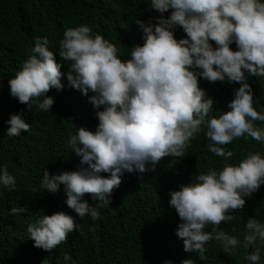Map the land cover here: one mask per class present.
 <instances>
[{"label": "clouds", "instance_id": "clouds-1", "mask_svg": "<svg viewBox=\"0 0 264 264\" xmlns=\"http://www.w3.org/2000/svg\"><path fill=\"white\" fill-rule=\"evenodd\" d=\"M150 7L160 14L153 18L157 23L136 20L144 43L131 48L130 59L122 60L116 44L81 24L67 27L59 41V57L71 61L70 70L61 71L63 64L50 50L48 37L37 36L32 55L8 81L10 95L29 111L34 105L39 111L51 110L54 99L48 93L65 87L63 76L82 95L94 93L88 99L98 118L95 130L82 126L69 133L68 145L80 157L78 170L51 175L45 170L40 186L55 194L63 185L66 205L80 218H96L99 209L111 204V194L126 172L154 171L164 157L183 158L203 131L210 141L208 150L225 163L169 193V204L182 221L176 235L184 251L196 252L201 260L206 258V243L218 240L227 254L253 247L245 259L259 264L262 249L256 244L264 243V222L248 218L243 241L225 232L221 222L231 223L232 211L243 210L246 198L264 185V154L250 152L227 163L234 153L225 147L240 137L264 144V127L255 124L264 122V108L254 107L258 99L247 79L264 77V0H150ZM177 26L185 38H175ZM201 78L240 84L230 111L214 115V100L199 87ZM6 123L8 136L30 129L23 112ZM15 185L7 166L0 167V186L12 190ZM85 194L97 203L90 205ZM79 226L73 216L56 212L37 215L27 231L34 247L50 252ZM209 226L212 230L206 231ZM63 259L68 264L72 258L65 253ZM181 264L195 261L189 258Z\"/></svg>", "mask_w": 264, "mask_h": 264}, {"label": "trees", "instance_id": "trees-1", "mask_svg": "<svg viewBox=\"0 0 264 264\" xmlns=\"http://www.w3.org/2000/svg\"><path fill=\"white\" fill-rule=\"evenodd\" d=\"M170 11L164 13L167 18ZM160 14L150 7V0H0V167L7 166L16 179L15 188L0 186V264H66L65 253L71 256L68 264H181L193 259L195 264H251L245 259L253 247H238L233 253L223 252L222 242L206 243V258L196 252H185L183 240L176 235L179 223L175 209L169 204V193L181 185L193 183L199 173L208 169L220 170L224 158L208 150L210 141L202 131L192 139L183 158L164 157L154 171L125 173L121 184L111 194L109 207L99 209L96 218H80L66 203L63 185L53 194L41 188L43 171L59 174L78 170L80 157L68 145L69 133L86 127L94 131L98 118L88 96L68 86L48 93L54 104L49 112L31 111L10 95L8 81L20 70L22 63L32 55L37 36H47L51 51L56 54L61 71L70 70L71 61L59 57V41L67 27L86 24L93 33L101 34L116 44L122 60L130 59L131 48L144 43L143 32L136 20L157 23ZM177 40L186 34L179 26L174 30ZM214 44V42H212ZM235 50V45L231 46ZM257 111L264 108V77L248 76ZM199 87L214 100V115L230 111L237 82H209L201 78ZM102 110V108H101ZM23 112L30 124L20 136H8L6 123L11 115ZM264 127V122L255 121ZM234 155L227 163H236L248 153L264 154V144L249 137H240L225 146ZM109 175V174H102ZM90 205L96 201L90 194L84 197ZM25 208L23 213L12 209ZM64 212L73 216L79 228L68 234L52 251L34 247L27 227L37 215ZM231 223L221 222V228L243 241L246 223L250 217L264 222V185L246 198L243 210H233ZM209 226L206 231H211ZM259 264H264V243Z\"/></svg>", "mask_w": 264, "mask_h": 264}]
</instances>
